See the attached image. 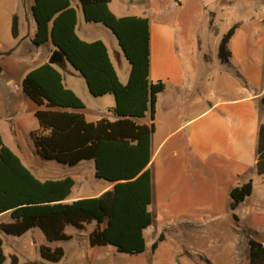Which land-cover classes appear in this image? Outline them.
<instances>
[{
	"label": "crops",
	"instance_id": "0c3cea01",
	"mask_svg": "<svg viewBox=\"0 0 264 264\" xmlns=\"http://www.w3.org/2000/svg\"><path fill=\"white\" fill-rule=\"evenodd\" d=\"M195 1L211 7L216 12L225 13L239 8L243 11L251 10L250 15H255L246 23L243 22L231 39L229 50L232 57L229 64H223L219 58L220 44H217L218 51L215 52L211 45L205 49L206 46L200 41L191 43L177 37V27L171 17L183 6L181 0H112L109 4L110 10L118 18L140 17L149 20L150 81H162L166 84L165 91L158 96L155 132L151 137L152 159L148 168L152 174V203L149 211L153 216V224L145 231L144 253L150 251L147 237H150L153 246L164 229L162 226L158 232L156 227L161 206L159 194L155 189L160 187L155 170L158 168L161 154L165 153L163 160L175 158L186 168L196 167L202 171L201 174L205 175L206 180L214 181L219 187H228L226 198L230 203V194L234 188L253 182L252 195L237 208L248 204L253 207L251 224L254 236L247 239L248 247L246 248L245 242L232 250L221 247L213 253L211 261L207 260V264H250V239H257L264 245V175H259L257 171L259 133L261 125L264 124V0ZM71 3L77 11L76 32L83 41L91 43L101 40L96 34L100 29L111 32L101 24L88 23L79 0H71ZM33 6L34 0H0V132L3 141L39 180L72 177L76 184L66 203L98 197L112 190L115 184L107 182V186L97 190L98 181L93 184L89 182L92 176L95 177L94 162H82L75 167L57 162L44 163L37 155L32 141V133L40 128L36 113L45 108H40L24 93L23 80L32 70L48 64L57 50L51 41L42 46L35 44L37 24L33 16ZM102 33L101 35L107 36V41H101L108 49L121 83L126 85L130 78L131 65L125 58L116 36L112 32L110 34L113 37L104 31ZM54 66L62 73L65 87L80 99L81 95H91L86 80L69 62L64 61ZM119 70L123 72V76ZM203 79L215 80L217 89H203L200 92L198 87ZM86 109L85 107L82 112L89 122L104 119L87 116ZM176 109H180L182 113L177 125L173 122ZM192 109L196 110L195 114H184L185 110L190 112ZM137 122L150 125V116L138 119ZM22 136L27 139L28 147L25 146ZM177 138L179 139L172 150L167 152L166 148ZM86 167L90 169V174L83 171ZM76 187H79V193L73 195ZM170 203L172 213H175L174 209L183 206L178 197L171 198ZM201 207L202 205H199L193 215L198 217L199 223H205L204 216L202 217V211L205 212V209ZM234 217L238 223L237 216ZM9 223H12L10 213L2 214L0 225ZM89 227L83 232L68 227L66 233L72 239L52 244L38 228L30 230L22 237L7 236L0 231V237L3 239L8 259L10 256L18 258V250L33 254L38 253L42 246L63 248L62 243L74 246L78 244L93 259L102 258L100 252L103 249L111 254H119L110 246L92 248L89 235L94 227L88 231ZM202 234L207 237L204 230ZM162 243L154 253L151 246L148 262L153 258L157 261ZM220 243L221 241H218V245ZM199 253L201 254V251ZM192 254L196 252L193 251ZM192 254L185 253L182 260H177L178 264H200L201 260H196V256L193 257ZM200 257L198 255V259ZM174 258L177 256L174 255Z\"/></svg>",
	"mask_w": 264,
	"mask_h": 264
},
{
	"label": "trees",
	"instance_id": "16d2710c",
	"mask_svg": "<svg viewBox=\"0 0 264 264\" xmlns=\"http://www.w3.org/2000/svg\"><path fill=\"white\" fill-rule=\"evenodd\" d=\"M85 20L101 24L116 36L131 65L129 81L122 84L103 41H83L76 32L78 17L71 0H34L37 24L34 42H52L70 65L86 80L92 96L111 95L115 121L89 122L82 112L84 102L63 83L62 73L51 64L42 65L23 80L24 93L40 108L39 130L32 133L37 155L44 162L75 167L92 161L95 178L115 184L98 197L66 200L76 184L72 177L39 180L4 143L0 132V216L10 213L12 223L1 224V233L22 237L40 229L49 243L68 242V227L80 232L94 224L89 235L92 248L113 247L119 254L135 256L146 251L145 231L152 226L151 137L155 132L156 105L165 91L162 81H150V23L147 18H118L110 10L112 0H79ZM237 26L219 46V58L229 64V43ZM264 106V99L262 100ZM150 116V125L138 119ZM257 171L264 175V124L260 127ZM253 193L250 181L231 191V208L236 210ZM165 240L161 235L152 246L154 253ZM250 264H264V245L250 239ZM41 257L58 263L65 256L61 247L42 246ZM11 264H19L10 256ZM0 237V264L7 262Z\"/></svg>",
	"mask_w": 264,
	"mask_h": 264
},
{
	"label": "rangeland",
	"instance_id": "374dc122",
	"mask_svg": "<svg viewBox=\"0 0 264 264\" xmlns=\"http://www.w3.org/2000/svg\"><path fill=\"white\" fill-rule=\"evenodd\" d=\"M181 1L183 2V6L177 9V12L171 17V21L177 27V37L191 43L200 41L206 46L205 49L211 45L215 52L218 51L217 44H220L223 37L233 27L237 26V31L244 24L243 22L246 23L247 20L255 16H251L250 12L252 11L248 9H244L243 11L242 9L234 8L230 12L221 13L214 11L211 7L208 8L200 4L199 1ZM249 3L250 1L247 4ZM98 31L100 32L96 34L100 36L98 38L101 40L107 41L105 39L107 36L101 35L103 31L111 35L110 37H113L108 30L100 29ZM111 52L113 54L112 49ZM212 72L214 73V70ZM119 73L123 76L121 70H119ZM216 87L215 80L210 79V81H207L203 79L199 83L198 88L201 92L203 89H215ZM81 99L87 108V116L115 120V117L110 112V109L114 106L113 96L107 95L96 98L86 94L81 95ZM195 111L193 109L190 112L185 110L184 114L193 115ZM181 116V110L176 109L173 118V122L176 125L181 120ZM22 137L25 146L28 147L27 139L24 136ZM178 139H174L171 142L166 148L167 152L172 150ZM165 155V153L161 154L158 168L155 170L156 175L159 177L160 186L155 187V189L159 194L161 206L160 218H158L156 227L159 232L163 226L162 235L165 237V241L160 246L157 261L153 260V258L148 262L149 252L152 246L151 239L148 236L147 241L149 242L148 245L150 248V251L147 252L148 254L129 256L125 254H111L103 249L100 252V257L102 258L93 259L78 244L74 246L69 243H62L65 256L58 263L44 260L41 257L40 250L38 253L33 254H27L23 250H18L16 254L19 258V264H178L177 260H182L185 253L192 254L193 251L196 252V254H192L193 257L196 256V260H201L199 261L200 264H207V260L211 261L213 253L217 250L219 251L221 247L232 250L236 249L238 244L245 242L247 248V239L254 236L251 224L253 207L248 204L232 212L231 203L226 198L228 187H219L214 181L210 179L206 180L204 178L205 175L201 174L202 171L196 167L186 168L175 158L171 159L170 157L166 161L163 160ZM44 163L48 164L50 162ZM83 171L86 174H90V169L87 167ZM95 181H98L97 186L99 187H96L97 190L108 185L107 182L96 180L94 176L89 179L91 184ZM78 193L79 187H76L73 195H77ZM173 197H178L183 204L180 208L173 210L175 213H172V209H170V200ZM199 205H202L201 208L205 209V212L202 211V217L204 216L203 221L205 220V223H199L198 217L193 215ZM233 214L237 216L238 223ZM93 227L94 224L88 228V231H91ZM203 230L207 237L202 234ZM237 236H239L238 239ZM218 241H221L220 245H218ZM6 251H8V248ZM199 251H201V254ZM174 255L177 258H174ZM198 255L201 256L200 259H198ZM5 264H11L10 258Z\"/></svg>",
	"mask_w": 264,
	"mask_h": 264
},
{
	"label": "water",
	"instance_id": "95a60500",
	"mask_svg": "<svg viewBox=\"0 0 264 264\" xmlns=\"http://www.w3.org/2000/svg\"><path fill=\"white\" fill-rule=\"evenodd\" d=\"M64 61H67L66 58L64 57V55H62V53L60 52L59 49H57L51 56L50 60H49V64L51 65H57L59 63H62ZM68 62V61H67Z\"/></svg>",
	"mask_w": 264,
	"mask_h": 264
}]
</instances>
